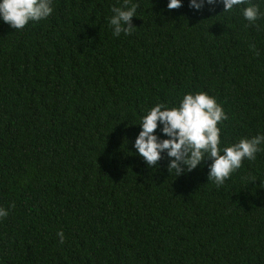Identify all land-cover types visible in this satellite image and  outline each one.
Instances as JSON below:
<instances>
[{
	"label": "trees",
	"instance_id": "obj_1",
	"mask_svg": "<svg viewBox=\"0 0 264 264\" xmlns=\"http://www.w3.org/2000/svg\"><path fill=\"white\" fill-rule=\"evenodd\" d=\"M167 3L128 0L119 37L108 19L125 0L0 21V264H264V145L221 186L210 160L176 178L132 146L148 110L197 92L228 117L221 148L264 134V16Z\"/></svg>",
	"mask_w": 264,
	"mask_h": 264
},
{
	"label": "clouds",
	"instance_id": "obj_2",
	"mask_svg": "<svg viewBox=\"0 0 264 264\" xmlns=\"http://www.w3.org/2000/svg\"><path fill=\"white\" fill-rule=\"evenodd\" d=\"M53 3L54 0H0V21L15 31L22 30L30 22H39L52 15ZM217 3L223 4V12L247 4L242 7V15L250 24L264 16L260 10L264 0L260 3H251L250 0H189L188 6L195 11L205 6L213 10ZM137 7H129L128 0H125L123 7L112 8L113 15L108 24L115 37L122 33L130 35L135 29L132 20L136 17ZM180 7L182 0H168V10ZM227 118L215 97L205 92L184 94L179 105L171 108L156 104L141 117L138 125L141 130L132 145L135 155L149 168L159 167L158 162L166 156L167 171L174 172L176 178L191 173L210 160L208 182L221 186L245 159L254 160L264 145V134H258L221 148L218 124ZM8 215V211L0 207V219ZM57 235L63 243L64 233L61 231Z\"/></svg>",
	"mask_w": 264,
	"mask_h": 264
}]
</instances>
